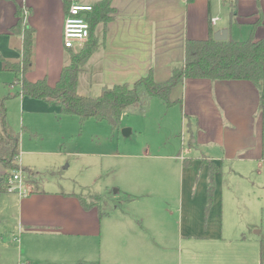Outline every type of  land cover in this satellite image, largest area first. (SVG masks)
<instances>
[{"label":"crops","instance_id":"obj_1","mask_svg":"<svg viewBox=\"0 0 264 264\" xmlns=\"http://www.w3.org/2000/svg\"><path fill=\"white\" fill-rule=\"evenodd\" d=\"M99 1L0 0V73L7 72L6 62L22 61L24 38L13 31L21 8L26 11L24 25L34 32L33 68L26 78L31 77L27 78L31 82L45 78L55 85L70 60L63 44L69 7H94ZM111 5L113 19L96 28L100 46L79 75V93L85 80L101 91L106 85H132L151 71L157 82H164L173 68L183 64L187 39H208L211 27L214 34L226 29L228 39L243 41L250 37L260 16L264 17V0H112ZM212 18L220 20L213 25ZM256 36L264 37V24L257 28ZM19 96L24 107L26 102L33 105L38 101ZM172 99L181 101L182 114L189 119L191 151L212 145L222 152V156L203 158L193 177H181L178 260L167 253L172 236L162 229L159 215L153 227L150 223L144 227L138 214L128 218L108 214L104 218L100 203L87 209L77 197L84 194L75 188L66 190L64 178L52 179L57 188L47 190L36 189V180L29 179L25 196L0 193L10 198L0 211V220L2 214H11L15 220L9 237L0 233V264L9 263L12 251H7L13 250L14 244L24 261L20 264H264V228L256 231L257 224L238 222L229 214L223 220L225 203L233 208L236 202L229 201L228 195L224 198L220 177L221 159L264 162V114L259 109L258 89L248 81L188 79L174 88ZM187 161L185 167L192 165V160ZM206 161L221 167L207 213L209 164L202 167ZM186 179L198 183L195 195ZM6 228L5 222H0V230Z\"/></svg>","mask_w":264,"mask_h":264},{"label":"rangeland","instance_id":"obj_2","mask_svg":"<svg viewBox=\"0 0 264 264\" xmlns=\"http://www.w3.org/2000/svg\"><path fill=\"white\" fill-rule=\"evenodd\" d=\"M16 76L21 78L12 72L0 73V96L8 99V124L21 135L19 163L36 173V177H32L30 172L23 173L22 168L15 171L22 173L23 185L28 189L27 182L32 179L36 180V189L47 190L55 187L52 179L66 178V190L75 188L87 201L100 203L104 218L108 214L113 218L138 214L142 225L147 227L149 223L152 226L159 215L162 229L172 236L166 246L167 253L178 260L181 251L177 237L178 207L184 184L181 177H193V173L201 169L203 158L222 156L220 148L212 145L197 146L191 151L189 119L183 116L181 103L168 107L160 100H152L146 114L126 115L118 128L95 119L83 123L76 116L59 114L55 104L41 100L33 105L26 102L24 107L23 98L18 95L20 86L15 84ZM100 93L91 80H85L80 90L84 96L97 97ZM185 160H192V165L185 167ZM220 162L224 198L228 195L229 201L236 202L233 208L225 203L223 220L229 214L238 222L257 224L256 231L262 230L264 162L259 164L238 158L221 159ZM5 173L0 163V174ZM47 180L50 184L45 183ZM185 181L195 195L198 183ZM8 194L0 195L4 197L0 200V211L10 202ZM159 208L161 210H157ZM1 218L0 222H5L7 228L0 233L6 232L4 234L9 237L15 220L11 214H2ZM11 251L7 264L24 263L19 259L16 244L7 253ZM182 252H186L184 245Z\"/></svg>","mask_w":264,"mask_h":264},{"label":"trees","instance_id":"obj_3","mask_svg":"<svg viewBox=\"0 0 264 264\" xmlns=\"http://www.w3.org/2000/svg\"><path fill=\"white\" fill-rule=\"evenodd\" d=\"M111 4L112 0H100L94 5L93 11L88 13L90 37L81 47L67 49L69 64L63 67L58 82L53 86L45 78L36 82L26 78V74L33 68L34 32L32 28L24 25L25 12L18 8L19 21L13 31L22 34L24 38L22 61L21 65L6 62L4 67L7 72L21 75V78L16 76L15 81L20 86L18 95L55 104L59 108V114L76 116L83 123L88 119H95L118 128L124 116L146 114L154 98L163 101L168 107L180 104L181 101L172 99V92L185 80L248 81L259 91V109L264 114V37L256 36L257 28L264 24L262 15L245 41H217L211 27L208 39H187L183 64L173 68L170 78L164 82H157L151 71L132 85H106L97 97L81 95L78 91L79 75L100 46L96 28L113 19L114 10ZM232 22L237 24L234 15ZM7 100L0 97V163L6 169V173L0 176V193L9 192L10 179L19 168H22L23 173L29 172V169L19 163L21 135L7 122ZM206 164H209L207 213L214 197L215 175L221 172V167L208 161L203 162L202 167ZM77 197L87 209L98 205L97 202L92 204L87 201L84 196Z\"/></svg>","mask_w":264,"mask_h":264},{"label":"built area","instance_id":"obj_4","mask_svg":"<svg viewBox=\"0 0 264 264\" xmlns=\"http://www.w3.org/2000/svg\"><path fill=\"white\" fill-rule=\"evenodd\" d=\"M93 6L72 4L66 14L63 34V44L65 49H76L81 47L90 37V23L87 15L93 11ZM26 15V11H25ZM220 19L212 18L211 23L215 25ZM11 186L9 192H18L26 195V188L22 183V173H14L10 179Z\"/></svg>","mask_w":264,"mask_h":264},{"label":"water","instance_id":"obj_5","mask_svg":"<svg viewBox=\"0 0 264 264\" xmlns=\"http://www.w3.org/2000/svg\"><path fill=\"white\" fill-rule=\"evenodd\" d=\"M214 39L217 41H226L228 40V30H220L214 34Z\"/></svg>","mask_w":264,"mask_h":264}]
</instances>
